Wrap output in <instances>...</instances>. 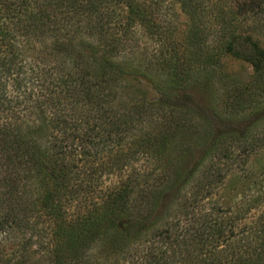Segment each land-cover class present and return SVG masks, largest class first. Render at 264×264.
Instances as JSON below:
<instances>
[{"label":"trees","instance_id":"trees-1","mask_svg":"<svg viewBox=\"0 0 264 264\" xmlns=\"http://www.w3.org/2000/svg\"><path fill=\"white\" fill-rule=\"evenodd\" d=\"M262 32L264 0H0V264H264Z\"/></svg>","mask_w":264,"mask_h":264},{"label":"rangeland","instance_id":"rangeland-1","mask_svg":"<svg viewBox=\"0 0 264 264\" xmlns=\"http://www.w3.org/2000/svg\"><path fill=\"white\" fill-rule=\"evenodd\" d=\"M169 7H167L168 9L165 10L163 12L164 14V17L162 16V19H165V23H170V25L174 26V29L176 31H179L182 29V25H183V21H184V16L177 10V6L174 4V3H170L168 4ZM259 39L261 41V44L264 46V32H262L260 35H259ZM146 47H150L148 45H145ZM222 70H223V76H225V78L228 80H230V83L233 82H239V83H242V82H246L248 80V78L250 77L251 75V67L249 66V64H247L245 61H242V60H239V59H236L234 58L233 56L232 57H229V56H226V58L223 60V63H222ZM225 81V79L223 80V82ZM226 81V82H227ZM216 87V84L214 85V88ZM222 95V90L221 88H217L215 91L212 90V88L209 90L208 88H206V92L201 95V99L203 101H214V99L216 100V104L219 103L220 99H219V96ZM212 101V102H213ZM218 106V105H217ZM218 109V107H217ZM221 115V114H220ZM222 118H225L226 120L227 119H231L230 116L228 115H221ZM241 118V116H240ZM239 118H233V121H238ZM242 119V118H241ZM239 119V120H241ZM217 122V125H223V123H225V121H219V120H216ZM263 123L262 120L259 121V124ZM150 128H147L149 131H155V128H152L151 126H149ZM198 154V151L195 150V154L193 157H195L196 155ZM192 157V158H193ZM260 158H257L254 159V157L251 158L250 160V165L251 167L256 170L259 168V162H260ZM161 165V163H160ZM162 166V165H161ZM159 170V167L156 168V171ZM235 174V173H234ZM233 174V177L231 178L233 180V178H235V175ZM110 179L108 180H105V183H108ZM230 182L227 181V182H224V185L221 186L220 190L217 192L218 196L221 195L222 196V202H225L227 201V198L230 197L231 195V192H230ZM233 193V191H232ZM36 260L38 259L37 257H35ZM34 259V257L32 258V260Z\"/></svg>","mask_w":264,"mask_h":264}]
</instances>
